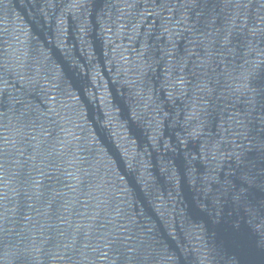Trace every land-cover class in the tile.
<instances>
[{"label": "water", "instance_id": "95a60500", "mask_svg": "<svg viewBox=\"0 0 264 264\" xmlns=\"http://www.w3.org/2000/svg\"><path fill=\"white\" fill-rule=\"evenodd\" d=\"M0 264H264V0H0Z\"/></svg>", "mask_w": 264, "mask_h": 264}]
</instances>
